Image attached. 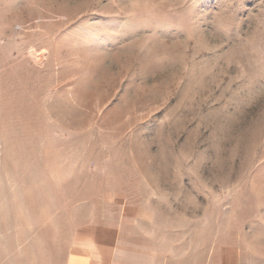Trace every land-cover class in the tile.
Returning <instances> with one entry per match:
<instances>
[{
  "label": "rangeland",
  "instance_id": "374dc122",
  "mask_svg": "<svg viewBox=\"0 0 264 264\" xmlns=\"http://www.w3.org/2000/svg\"><path fill=\"white\" fill-rule=\"evenodd\" d=\"M95 225L264 264V0H0V264Z\"/></svg>",
  "mask_w": 264,
  "mask_h": 264
},
{
  "label": "crops",
  "instance_id": "0c3cea01",
  "mask_svg": "<svg viewBox=\"0 0 264 264\" xmlns=\"http://www.w3.org/2000/svg\"><path fill=\"white\" fill-rule=\"evenodd\" d=\"M135 246L120 227L90 226L71 240L61 264H161L154 255Z\"/></svg>",
  "mask_w": 264,
  "mask_h": 264
}]
</instances>
